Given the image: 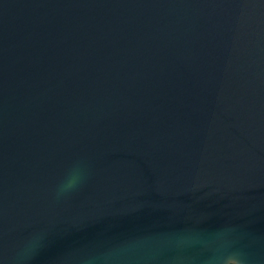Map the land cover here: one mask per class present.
<instances>
[{
    "label": "water",
    "instance_id": "1",
    "mask_svg": "<svg viewBox=\"0 0 264 264\" xmlns=\"http://www.w3.org/2000/svg\"><path fill=\"white\" fill-rule=\"evenodd\" d=\"M232 254L264 264V0H0V264Z\"/></svg>",
    "mask_w": 264,
    "mask_h": 264
},
{
    "label": "clouds",
    "instance_id": "2",
    "mask_svg": "<svg viewBox=\"0 0 264 264\" xmlns=\"http://www.w3.org/2000/svg\"><path fill=\"white\" fill-rule=\"evenodd\" d=\"M79 180V170L77 168H73L68 177L65 179V181L59 186V191L64 192L68 191L72 188H74ZM233 255V261L232 264H241V261L239 258H237L234 254ZM220 264H223V260L221 258Z\"/></svg>",
    "mask_w": 264,
    "mask_h": 264
}]
</instances>
